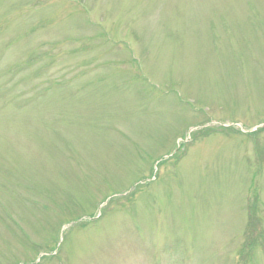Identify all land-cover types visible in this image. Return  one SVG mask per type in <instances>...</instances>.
<instances>
[{
    "label": "rangeland",
    "instance_id": "obj_1",
    "mask_svg": "<svg viewBox=\"0 0 264 264\" xmlns=\"http://www.w3.org/2000/svg\"><path fill=\"white\" fill-rule=\"evenodd\" d=\"M0 264H264V0H0Z\"/></svg>",
    "mask_w": 264,
    "mask_h": 264
}]
</instances>
